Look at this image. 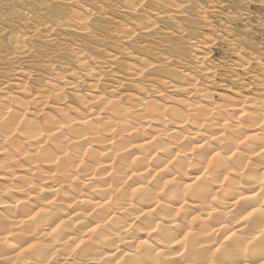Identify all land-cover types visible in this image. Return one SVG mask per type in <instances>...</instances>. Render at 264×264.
Masks as SVG:
<instances>
[{"label": "bare ground", "instance_id": "obj_1", "mask_svg": "<svg viewBox=\"0 0 264 264\" xmlns=\"http://www.w3.org/2000/svg\"><path fill=\"white\" fill-rule=\"evenodd\" d=\"M161 85L186 99L40 96L52 113L30 115L0 90V264H264V101Z\"/></svg>", "mask_w": 264, "mask_h": 264}, {"label": "rangeland", "instance_id": "obj_2", "mask_svg": "<svg viewBox=\"0 0 264 264\" xmlns=\"http://www.w3.org/2000/svg\"><path fill=\"white\" fill-rule=\"evenodd\" d=\"M134 7L129 12L119 0H0V90L27 103L30 115L52 113L30 104L40 96L62 109L76 106V94L123 103L128 95L148 96L170 105L186 96L161 81L178 84L187 72L214 102L264 101V70L256 65L264 68V0H140ZM76 17L85 18V37ZM81 61L99 74L94 91ZM132 67L141 69L138 76ZM51 83L63 100L50 96Z\"/></svg>", "mask_w": 264, "mask_h": 264}]
</instances>
